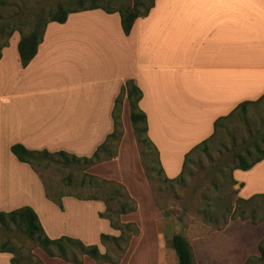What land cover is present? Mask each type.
Segmentation results:
<instances>
[{"label":"crops","instance_id":"1","mask_svg":"<svg viewBox=\"0 0 264 264\" xmlns=\"http://www.w3.org/2000/svg\"><path fill=\"white\" fill-rule=\"evenodd\" d=\"M20 39L15 30L0 56V212L32 206L51 238L82 240L73 233L74 221L85 231L88 222L69 211L81 202L63 194L62 209L13 145L92 157L113 133L116 100L134 79L143 91L148 135L172 179L183 172L187 153L213 135L217 119L264 95V0H156L129 35L119 12H74L64 23H48L27 66ZM121 118L135 137L127 94ZM122 152L121 146L106 162L124 167L132 159L123 160ZM101 166L97 162L91 170L104 176ZM233 174L240 197L264 193V160ZM11 258L0 252V264H11ZM92 262L85 256L82 264Z\"/></svg>","mask_w":264,"mask_h":264},{"label":"trees","instance_id":"2","mask_svg":"<svg viewBox=\"0 0 264 264\" xmlns=\"http://www.w3.org/2000/svg\"><path fill=\"white\" fill-rule=\"evenodd\" d=\"M155 1L59 0L55 6L47 8L38 3L29 7L28 0H0V56L1 49L9 43L13 32L19 30L21 33L19 52L23 66H27L36 56L49 22L64 23L71 13L97 8L108 13L119 12L123 30L126 35H129L137 19L149 15L155 6ZM14 8L16 9L13 10ZM126 94L130 104L131 122L136 139L143 146V153L150 151V155L153 157L150 162L154 165L152 170L161 175L166 183L184 182L186 173H190L192 170L190 165L194 162V158L201 161V154H205L213 164L215 163V172L222 173L224 170L222 167L229 169L231 185L237 184L233 174L236 169L249 170L264 160V121L259 129L254 130L249 116L250 106L264 104L263 95L257 101L240 103L230 114L217 119L213 135L187 153L183 172L176 178H169L161 164L159 150L148 135V117L140 107L143 91L134 79H129L126 82L116 100L113 133L108 136L107 141L99 147L92 157H79L63 150L56 152L30 150L23 144L13 145L12 152L20 161L29 163L36 170L44 165L48 166L52 162L74 169H79L81 166L91 167L102 160L101 153L107 151L110 144L118 141L123 134L121 112ZM239 120L248 125L250 138L244 139V144L240 148L234 147L230 157H222L215 162L212 148L220 146L222 149L227 146L225 136H234L230 130V124ZM74 175L75 172L70 171L64 180L71 186L76 185L92 190L85 199L103 200L106 205V212L100 213V216L108 218L111 226L120 231L118 236L102 233V242L113 241L115 246L124 253L131 238L139 233V228L133 222H123L121 217L137 210L136 200L123 183L87 172L82 173L77 178ZM213 186V189L208 190L207 194L204 195L200 209L207 223L220 229L225 227L230 220L238 218L241 220L250 219L254 224L264 221V193L255 194L250 198L238 196L233 199V196L239 193L238 189H231L229 193L222 195L220 183L214 181ZM0 228L5 232L12 229L22 231L28 239L49 256L58 257L74 264H82L85 256L94 259L99 264L118 263L120 261L110 250L103 252L97 244H87L79 238L67 235L51 238L47 234L39 215L30 205H24L10 211H1ZM166 239L167 245L176 252L178 264H196L193 246L184 233L169 234ZM259 250L261 256L257 260L251 257L245 264L264 262V238L259 244ZM0 252L12 254L11 264H45L41 258L33 253L24 254L22 248L10 237L0 242Z\"/></svg>","mask_w":264,"mask_h":264},{"label":"rangeland","instance_id":"3","mask_svg":"<svg viewBox=\"0 0 264 264\" xmlns=\"http://www.w3.org/2000/svg\"><path fill=\"white\" fill-rule=\"evenodd\" d=\"M58 1L28 0V6L33 7L38 3L49 8L55 6ZM249 116L252 129H259L264 121V104L250 106ZM122 128L123 134L120 139L112 142L108 151L102 154L100 162L104 176L100 177L120 183L122 181L119 177H125L129 185L123 184L137 202L136 211L121 217L122 221L133 222L139 228V233L133 236L124 253L115 246L113 241L103 243L100 239L101 233L116 236L120 234L119 230L111 226L108 218L100 216V213L106 212L103 200H86L85 197L92 190L76 185L71 186L64 180L70 171L75 172L76 178L84 172L94 174L95 171L91 170V167L81 166L79 169H74L52 162L37 170L43 177L49 195L60 207L62 204L59 197L63 194L73 196L78 199L75 201L81 202V206H70L69 211L75 218L80 215L84 224L88 222L89 230H82L80 227L82 223L79 225L75 220L74 234L81 235L82 240L87 244H97L103 252L110 250L120 259L119 264H178L176 252L167 245L166 236L179 232L184 233L191 242L196 264H245L249 258L253 257L257 260L261 256L259 244L264 238V221L254 224L250 219L238 218L230 220L225 227L217 229L207 223L200 212L203 197L208 190L213 189L214 181L220 183L222 195L229 193L231 189H237L236 185H231L228 168L222 167L224 169L222 173L215 172V163L213 164L205 154H201V161L194 158V162L190 165L193 172L186 173L184 182L166 183L161 175L152 170L154 165L150 162L153 158L150 151L143 153V146L137 139L136 146L134 140L136 136H133L131 126L125 127L122 120ZM125 128H129L126 134ZM230 130L234 136H225L227 146L222 149L220 146L212 148L215 162L222 157H230L234 147L240 148L244 144V139L250 138L249 127L244 121L231 123ZM121 146L122 159L125 158L127 161L130 158L132 161L116 169L106 161L116 156ZM238 196L239 193L234 195L233 199ZM22 202H28V200ZM22 202L20 204H23ZM91 202L95 204L91 205ZM8 237L22 248L24 254L33 253L45 264H48L47 260L50 261L49 264H66L59 258H48V254L28 239L22 231L12 229L5 232L0 228V242ZM90 260L95 261L92 258ZM258 262L257 264H264L263 261Z\"/></svg>","mask_w":264,"mask_h":264}]
</instances>
